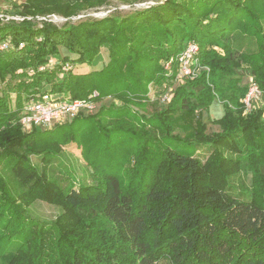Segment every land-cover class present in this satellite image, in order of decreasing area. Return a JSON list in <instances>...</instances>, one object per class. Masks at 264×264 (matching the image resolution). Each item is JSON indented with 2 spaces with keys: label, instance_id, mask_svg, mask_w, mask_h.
Segmentation results:
<instances>
[{
  "label": "trees",
  "instance_id": "1",
  "mask_svg": "<svg viewBox=\"0 0 264 264\" xmlns=\"http://www.w3.org/2000/svg\"><path fill=\"white\" fill-rule=\"evenodd\" d=\"M110 1L24 0L14 5L21 19L0 17V39L10 40L0 52V258L4 264H264V106L243 102L250 83L264 92V0H162L125 15L71 21ZM52 15L65 21L58 25ZM189 41L207 69L183 78L164 111L145 121L128 118L129 108L145 106L147 85L164 77V62ZM59 47L74 58L59 56ZM103 47L100 69L72 71L90 65ZM65 63L72 69L63 72ZM42 91L67 100L110 97L122 113L111 112L112 101L95 113L80 110L64 122L24 129L22 106ZM215 99L224 113L211 123L220 131L206 134L197 121L188 135L173 133L175 122ZM70 143L80 148L92 182L65 189L46 168ZM205 146L210 153L202 161L195 152ZM240 173L250 175L244 190L232 183ZM36 199L63 208L37 229L27 209ZM12 246L15 253L3 252Z\"/></svg>",
  "mask_w": 264,
  "mask_h": 264
},
{
  "label": "rangeland",
  "instance_id": "2",
  "mask_svg": "<svg viewBox=\"0 0 264 264\" xmlns=\"http://www.w3.org/2000/svg\"><path fill=\"white\" fill-rule=\"evenodd\" d=\"M24 0H0V16H3L4 13L8 17H14L16 19H19L18 16L15 14V6L22 3ZM157 2H162V0H148L146 2H140V3H134V4H125L118 0H111L107 5L101 7L99 10H90L87 13L80 14L76 17H74L71 21L75 22L79 19H85L87 17L91 18H101L110 14H119V15H125L127 13L132 12L136 9H142L144 7H148L149 5H154ZM52 21L54 23L61 25L65 19L57 16L52 15ZM252 46L249 47L251 49ZM180 54V52L173 57V65H176V58ZM58 55L59 56H69L70 59L74 58V55L71 53H68L66 48L59 47L58 49ZM198 56V54H197ZM198 59V57H197ZM56 60H58V56L54 55L50 57V62L54 63ZM107 61V50L105 47H103L100 51V54L93 60V62L90 65L87 64H76L72 71L74 72H89L92 70H98L100 69L103 64ZM198 61V60H197ZM199 63V61H198ZM200 70L207 69L205 66H199ZM202 68V69H201ZM178 69V67H177ZM200 72V71H199ZM199 72H197L193 77H195ZM165 73V72H164ZM191 77V78H193ZM183 78L186 77H180L178 75V72L176 73V76L164 75L162 80L157 84L156 83H150L147 85V99L145 100V106L143 108H140V104H136L137 107H131L128 109V118H132L133 120H140L145 121L146 116L151 115H157L158 111H164L165 107H167V104H162L159 97L161 94H164L168 91L175 90L179 85L184 83ZM243 82L249 84L251 82V78L247 75L243 76ZM252 83H250L251 85ZM46 90H49V86L45 87ZM171 97L169 98L170 102ZM113 100L110 97H105L101 99L100 101H94L93 103V109L90 113H95L101 104L103 105H109L110 102ZM115 102V106L112 107L111 112H113L116 115H121L122 109L118 108L120 105V102ZM167 102V103H168ZM253 105L258 106H264V92L257 96L256 99L252 101ZM140 113H143V116H140ZM224 113L223 105L220 101L217 99L213 100L210 105L201 112H196L192 116H183V119L179 122H175V128L173 133H177L180 136H185L190 133V131H193L196 127L195 124L197 121H201L206 124L205 133L211 134L213 132L220 131V128L216 124H212L211 120L220 118ZM172 115V119L176 118L177 115H179L178 112H175ZM176 121V120H175ZM113 121L104 120L103 124L105 126H113ZM123 144H120V147ZM210 153V147H201L196 152L195 155L204 161L206 157ZM31 161L37 165L38 167L41 166L39 157L31 156ZM129 164L126 165L128 167ZM46 171L48 175L57 182L59 186L62 188L67 189L70 184H72L73 187L77 188V183L83 182V183H90L92 182V179L90 177V168L86 165V162L83 160L80 154V148L77 147L75 143H70L68 145L62 146V152L58 158L52 163L51 166L46 168ZM75 181V183H73ZM250 182V175L240 173L238 177H235L232 179V183L237 186L238 190H244L246 186L249 185ZM242 198H246L245 194H242ZM27 209L29 210L31 214V218L34 222L38 223L36 226V229L41 225V227L48 225L46 222H54V220L57 219V216L63 212V208L58 204H52L47 202L46 200H40L36 199L34 200L30 205L27 206ZM5 253L7 252H14L13 246L10 248L8 247L3 251ZM0 264H4V261L2 260V257L0 258ZM161 264H167L166 261H161Z\"/></svg>",
  "mask_w": 264,
  "mask_h": 264
},
{
  "label": "built area",
  "instance_id": "3",
  "mask_svg": "<svg viewBox=\"0 0 264 264\" xmlns=\"http://www.w3.org/2000/svg\"><path fill=\"white\" fill-rule=\"evenodd\" d=\"M52 17L53 16H50L49 20H53ZM8 18L10 17L6 15V19ZM18 18L21 19V17ZM22 46L23 44L21 43L19 47ZM9 48V38L0 39V52L6 51ZM197 54L198 45L192 41L187 42L176 58V66L178 67V69H176L180 77L191 78L200 71ZM172 66L173 58L164 62L163 69L166 75L171 74ZM44 68L45 66H39L38 70H42ZM70 69H72V65L70 63H65L61 67L63 72ZM258 95H260V91L258 87L252 83L243 99L247 108L251 106L252 101L256 99ZM91 96H97V92L94 91ZM169 98L170 91L161 94L159 97L162 104H167ZM93 103L94 101L88 100L60 99L48 91H42L24 102L20 116V123L24 129L28 130L32 127H49L54 123H60L71 119L80 110H87L88 112H91L93 109Z\"/></svg>",
  "mask_w": 264,
  "mask_h": 264
}]
</instances>
